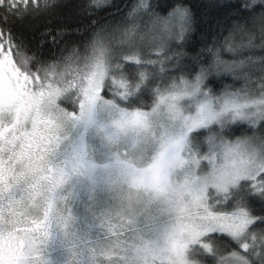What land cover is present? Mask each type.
<instances>
[{
	"label": "snow or ice",
	"instance_id": "snow-or-ice-1",
	"mask_svg": "<svg viewBox=\"0 0 264 264\" xmlns=\"http://www.w3.org/2000/svg\"><path fill=\"white\" fill-rule=\"evenodd\" d=\"M0 264H264V0H0Z\"/></svg>",
	"mask_w": 264,
	"mask_h": 264
},
{
	"label": "trees",
	"instance_id": "trees-1",
	"mask_svg": "<svg viewBox=\"0 0 264 264\" xmlns=\"http://www.w3.org/2000/svg\"><path fill=\"white\" fill-rule=\"evenodd\" d=\"M224 58L225 59H229L230 58L229 54L228 53H225Z\"/></svg>",
	"mask_w": 264,
	"mask_h": 264
},
{
	"label": "rangeland",
	"instance_id": "rangeland-1",
	"mask_svg": "<svg viewBox=\"0 0 264 264\" xmlns=\"http://www.w3.org/2000/svg\"><path fill=\"white\" fill-rule=\"evenodd\" d=\"M75 211L77 212V214H80V209L79 208L75 209Z\"/></svg>",
	"mask_w": 264,
	"mask_h": 264
}]
</instances>
